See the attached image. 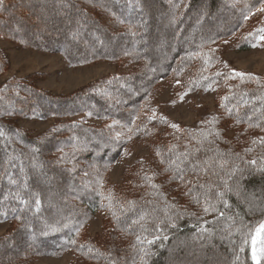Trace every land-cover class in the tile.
<instances>
[{
	"label": "trees",
	"instance_id": "obj_1",
	"mask_svg": "<svg viewBox=\"0 0 264 264\" xmlns=\"http://www.w3.org/2000/svg\"><path fill=\"white\" fill-rule=\"evenodd\" d=\"M260 8L264 0H3L0 37L21 48L61 54L71 66L107 62L117 72L66 94L41 87L40 73L13 76L0 85L5 89L0 111L14 105L11 116L0 115L7 135L0 137V222H8L0 235V264H36L41 257L67 252L73 254L69 264H257L252 236L264 222V173L245 168L239 187L233 184L222 200L216 193L225 190L212 176L206 188L193 190L197 201L184 194L182 183L169 179L156 155L157 149L172 155L169 145L177 153L185 145L194 150L195 140L189 143L183 133H175V140L173 130L157 121L148 125L154 129L151 136L130 134L128 128L132 121L146 122L149 110H155L197 139H203L201 131L223 133L195 153L201 160L217 150L243 153L250 140L264 136L247 123L237 125L221 106L264 123V76L226 59L228 52L260 42ZM9 67L0 48V75ZM218 72L242 76L226 80ZM210 80L217 81L215 91H205ZM186 90L183 101L214 94L211 106L194 107L192 124L161 112L182 103ZM212 116L220 117L219 123L202 126ZM33 118L56 121L41 132L20 126L19 119ZM117 132L124 133L119 141ZM138 148L146 153L135 155L119 181L111 180L117 161ZM260 152L257 147L246 159ZM65 153L70 158L57 163ZM233 162L239 163L217 157L213 168L224 177ZM145 174L155 179L146 182ZM206 181L204 176L200 183ZM96 216L101 231L91 233Z\"/></svg>",
	"mask_w": 264,
	"mask_h": 264
},
{
	"label": "rangeland",
	"instance_id": "obj_2",
	"mask_svg": "<svg viewBox=\"0 0 264 264\" xmlns=\"http://www.w3.org/2000/svg\"><path fill=\"white\" fill-rule=\"evenodd\" d=\"M264 36V34L262 35ZM264 40L253 48L248 50L231 51L226 54V59L238 69L253 71L264 76ZM0 48L5 51L10 61L9 69L0 75V85L8 78L13 76H26L32 73L43 74L39 80V85L54 93L66 94L73 92L90 81H94L103 76L117 72L115 66L107 62H98L92 65L71 66L68 61L56 53L42 52L30 48H21L4 37H0ZM168 97V91H165L160 101H165ZM214 94H196L188 96L182 103L176 106L162 108L164 113L177 122L192 124L197 117V110L200 104H209L213 102ZM55 118L42 119H19L22 127L41 132L55 123ZM145 149L138 148L134 150V155L130 158H120L114 165L110 179L119 181L125 166L135 161V155H143ZM264 223V222H263ZM8 227V222H0V235ZM90 232L101 231V220L99 216L94 217L90 224ZM264 238V234H262ZM257 245L258 262L264 258V254L259 252ZM253 254V245H252ZM73 259V254L67 252L61 257L44 256L37 260L36 264H69ZM257 262V260H255Z\"/></svg>",
	"mask_w": 264,
	"mask_h": 264
},
{
	"label": "snow or ice",
	"instance_id": "obj_3",
	"mask_svg": "<svg viewBox=\"0 0 264 264\" xmlns=\"http://www.w3.org/2000/svg\"><path fill=\"white\" fill-rule=\"evenodd\" d=\"M3 0H0V3H2ZM171 2V0H170ZM258 11H262L264 12V8H260L258 9ZM260 32L264 33V28H261L259 30ZM134 34V33H133ZM77 36V34L73 35V38L75 39ZM262 40H264V36L261 37ZM217 76H222L224 79H232L235 78V76H242L241 73L236 72L235 76H232L229 73H217ZM217 81L215 80H210L209 84H207L205 86V91H215V88L213 87L214 84H216ZM17 87L19 88V84L17 83ZM22 91H26V89H21ZM15 91V90H14ZM190 90H186L183 94V96H181V101L183 102V98L184 96H187L189 94ZM5 89H0V93H4ZM16 95L19 97L20 92L17 91ZM4 96L0 95V100H3ZM225 99H227V97H225ZM224 110H225V114L227 116H230L234 119L235 123L237 125L241 124V123H247L248 128H259L262 131H264V123L261 122H256L253 120L252 116H241L239 114V111L236 110L234 112V110L232 108H228L226 105H221ZM13 109H14V105H9L7 109H5L4 111H0V115H9L11 116L13 114ZM150 111V115H147V121L146 122H142L141 124H136L135 121H132L131 124L133 125V127H129L128 128V133H143L145 136H151L154 134V129L148 127L149 124L153 123V121H157L160 124L166 125L167 127L171 128L173 130V139L175 140H179V137H177L175 135V133H183L186 137H189V143H191L193 140H195L197 147H195L194 150H189V148L187 147V145L184 146V149L182 151H180L179 153H177L175 151V145H169L168 146V153H171L172 155H166L161 153V151L159 149L156 150V155L158 157H160L159 163L160 164H165L166 167L164 169V171L168 172L169 175V179H171L172 181H179L180 183H182L185 186V195H189L192 196V198L194 200L199 201V197L197 195H195L194 193V189H204L206 188V186L208 185V183L211 181V177L212 176H217V178L220 181V185H222L223 189L225 191H219L217 190L216 195L221 198H223V196L225 195L226 191H230L231 190V186L233 184H235V186L238 188L239 187V179L240 177L243 175V171L245 168H249L261 173H264V136L258 137L256 139H252L250 140V147L246 148L244 150L243 153H220L218 150L216 152V156L213 157H209L206 160H201L199 157H197L195 155V153L199 152L202 147L204 146V143H207L208 145H214L215 142L217 140H221L223 137V133H221L220 131L216 130V131H201L200 132V137H202L203 139H197L196 134H188L185 130L181 129V127L177 124V123H173L171 121H169L165 116H158L157 113L155 112V110H149ZM87 115H91V113H88ZM137 119H139V116L137 117ZM220 117L217 116H212L210 120H205L202 122V126L205 125H217L219 123ZM114 123H118V122H114ZM109 128H112L113 125H109ZM123 127V126H121ZM121 135H124V133L122 132H117L115 139L117 141L120 140ZM211 136L213 137V139L209 140L208 137ZM0 137L2 138H7L6 132L5 130L0 127ZM131 135H128V139H131ZM259 147L261 149V152L257 154V156L253 157L252 159L248 160L246 159V156L251 154L252 152H254L256 150V148ZM74 150H78V146L77 145H73ZM209 150H213V149H209ZM61 152H64V149L61 148L60 149ZM74 155V152H73ZM125 155H130V153H125ZM173 156L175 157L173 159ZM225 156H230L233 157L234 161H239V163H235L233 162L230 167L228 168V170L226 171V175L224 177H221L218 175V173L215 171V169L213 168V164L217 161V157L223 159V157ZM70 158L68 156L67 153H65V155L61 156L57 163H59L60 161H63L65 159ZM141 165H143L144 161L140 160L138 161ZM219 167L221 169H224L225 164L224 163H220ZM210 173V175H209ZM87 174V173H86ZM203 174V175H202ZM139 175V173H138ZM204 176L208 177V181H206L205 183H200V181L203 179ZM195 178V183L193 182V179ZM143 179L146 182H151L155 179L154 175H147L145 174L143 176ZM12 183H15V181H11ZM150 186L152 188H157V185L155 184H151ZM219 189V185L217 186ZM206 196V193H205ZM5 200L8 199L7 196L4 197ZM205 202L207 203V199L205 200ZM224 203V206L227 207V201H222ZM21 203L23 204H27L28 201L27 200H21ZM35 204H39L40 201L38 199H36L34 201ZM129 204H131V202H129ZM211 207H215L214 205H212ZM21 211H23V209H21ZM204 211L206 213L209 212V207H205ZM219 216L223 217L224 213L223 212H219ZM17 219H22V216H17ZM141 219H143V217H141ZM172 227H175V224L171 225ZM262 234H264V223H261L259 225V227H257L255 229V235L252 236V245H253V259L257 260V264H259L258 262V257H257V245H259V252L261 254H264V238H262ZM149 244L153 243V241L149 240L148 241Z\"/></svg>",
	"mask_w": 264,
	"mask_h": 264
}]
</instances>
